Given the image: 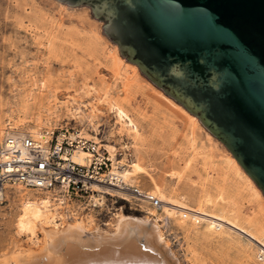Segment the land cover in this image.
Wrapping results in <instances>:
<instances>
[{
  "label": "rangeland",
  "instance_id": "obj_1",
  "mask_svg": "<svg viewBox=\"0 0 264 264\" xmlns=\"http://www.w3.org/2000/svg\"><path fill=\"white\" fill-rule=\"evenodd\" d=\"M81 13L85 20L78 18ZM105 24L85 5L0 0V143L7 131L34 138L46 133L53 139L78 131L106 149L112 167L130 173L127 181L135 187L158 199L163 196L236 221L264 241V196L224 145L180 111L176 117L160 113L138 95L131 106L126 103L111 56L117 45L104 33ZM117 51L126 64L133 65L118 47ZM138 76L143 86L150 84L164 94L139 69ZM91 89L96 96L88 94ZM73 101L83 114L97 118L83 122L72 114ZM116 101L137 133L118 119L112 109ZM123 196L116 189V214L150 221L158 217L176 264H264L257 260V246L229 230L209 231L206 223L194 224L192 217L170 213L163 203L161 211L149 215L146 207ZM43 198L56 206L46 192L6 190L0 203V259L12 244L22 250L41 246L17 234L16 221L27 201ZM91 218L107 229L101 224L108 221L105 217L92 214Z\"/></svg>",
  "mask_w": 264,
  "mask_h": 264
},
{
  "label": "water",
  "instance_id": "obj_2",
  "mask_svg": "<svg viewBox=\"0 0 264 264\" xmlns=\"http://www.w3.org/2000/svg\"><path fill=\"white\" fill-rule=\"evenodd\" d=\"M57 1L104 20L121 56L194 115L264 195V0Z\"/></svg>",
  "mask_w": 264,
  "mask_h": 264
},
{
  "label": "bare ground",
  "instance_id": "obj_3",
  "mask_svg": "<svg viewBox=\"0 0 264 264\" xmlns=\"http://www.w3.org/2000/svg\"><path fill=\"white\" fill-rule=\"evenodd\" d=\"M78 18L85 20V13L79 14ZM111 56L116 60L114 61L116 65H114L115 63L113 64L116 66V80L121 81V90L124 93V98L128 105L131 106L133 98L138 95L146 104L151 105L153 109L160 113L176 117V114L178 116V112L180 111L183 115L188 116L193 124H199L198 122L200 121L194 115L189 113L171 97L168 96V98L164 92L163 93L166 96L159 90L154 89L150 84L143 86L138 76V67L135 64H126L118 56L116 46L111 50ZM122 66H124L125 69L122 70ZM117 88L116 83V89ZM88 94L96 96V92L93 89L89 90ZM171 99L175 101L176 104ZM72 103L74 104V107H72V114L75 116L77 115L78 118H82L83 122H92L93 119L97 118V115L94 114L91 116L83 114V110L76 101H73ZM112 109H115L116 115L120 121H123L127 126H131L133 133H137V127L127 117L120 103H117L116 101V105H113ZM110 155L111 154L109 153V157ZM70 159L79 165H87L91 159V154L81 149H77L72 153ZM232 161L238 164L233 156ZM238 166L242 169L239 164ZM243 172L245 173L244 170ZM110 173L113 176H116V189L119 190L120 193L127 192L129 188L135 187L133 183L129 182L130 180L127 181L126 176L131 175L130 173H119L118 170H116V167H112ZM250 180L254 183L249 177V181ZM251 181L250 183L253 185ZM254 185L256 186L255 183ZM256 189L261 191L258 187ZM141 192L145 191L141 190ZM123 195L125 194L123 193ZM158 200L161 202L160 210L162 209L163 203L164 207L170 213L175 212L180 215L192 217L194 224H198L200 221L206 223V227L209 231L219 233L223 229H226L229 230V232L231 231L236 235L247 239L253 244V246L255 245L258 247L257 260L259 262L264 260V258L260 259L259 257L260 253L264 255V241L258 234L238 226L236 221L234 222L204 211L194 210L185 204L163 196ZM150 211L155 212V210L147 209L149 215L152 214ZM95 221L91 218V215H79L77 217L68 216L65 214L61 206H58L57 204L56 206H52L49 198L27 201L23 205L20 215L17 218L16 231L19 235L25 234L32 244L35 245L40 243L41 246L36 250L29 248L22 250L17 247V245L12 244V247L3 253L2 258L0 259V264L177 263L165 241L161 229L162 225H160L161 220L158 217L152 218L150 221L149 218L124 216L116 214L115 212L108 222H105V224H103L104 222L101 223L102 226H107V229L102 228ZM109 221L112 222L110 223ZM255 225H257V223ZM261 230L264 232V228ZM40 236L41 238L39 239ZM148 251L153 254L148 253Z\"/></svg>",
  "mask_w": 264,
  "mask_h": 264
},
{
  "label": "built area",
  "instance_id": "obj_4",
  "mask_svg": "<svg viewBox=\"0 0 264 264\" xmlns=\"http://www.w3.org/2000/svg\"><path fill=\"white\" fill-rule=\"evenodd\" d=\"M79 133L53 139L46 133L34 138L7 131L0 143V203L9 188L34 190L48 193L68 216L111 219L116 212V176L110 173L109 153ZM77 149L91 154L87 165L70 159ZM123 193L121 199L129 203L161 211V202L138 187Z\"/></svg>",
  "mask_w": 264,
  "mask_h": 264
}]
</instances>
